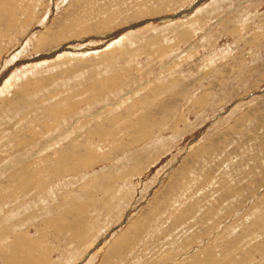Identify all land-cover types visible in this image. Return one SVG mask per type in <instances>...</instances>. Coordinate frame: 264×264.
<instances>
[{
	"label": "rangeland",
	"instance_id": "1",
	"mask_svg": "<svg viewBox=\"0 0 264 264\" xmlns=\"http://www.w3.org/2000/svg\"><path fill=\"white\" fill-rule=\"evenodd\" d=\"M16 245L264 264V0H0V264Z\"/></svg>",
	"mask_w": 264,
	"mask_h": 264
},
{
	"label": "crops",
	"instance_id": "2",
	"mask_svg": "<svg viewBox=\"0 0 264 264\" xmlns=\"http://www.w3.org/2000/svg\"><path fill=\"white\" fill-rule=\"evenodd\" d=\"M32 239H36L35 241H37V243H38V241H40L42 244H43V242L47 243L45 236L42 234L36 235L34 238L30 235L25 236V238H22V241H23V243H25V245H29V244L34 245L33 243L28 242L29 240H32ZM46 246L51 247V245H46ZM38 251H39V249L37 247L27 246V247H25V252H24L25 254L24 255L22 253L17 252V254H12L11 256L15 257L18 264H24L25 262H30L31 264H44V262L40 260L42 254L40 255L38 253ZM50 251H51V249L49 250V252ZM5 252H7V251H5Z\"/></svg>",
	"mask_w": 264,
	"mask_h": 264
},
{
	"label": "bare ground",
	"instance_id": "3",
	"mask_svg": "<svg viewBox=\"0 0 264 264\" xmlns=\"http://www.w3.org/2000/svg\"><path fill=\"white\" fill-rule=\"evenodd\" d=\"M93 29V28H92ZM127 30L125 31H121V32H118L117 34L113 35V36H110L109 38H118L119 36H121L124 32H126ZM120 33V35L117 37V35ZM83 43L87 42V41H82ZM39 43H41V41H39ZM63 50H68L69 52L72 51V49L70 48H67V47H63L62 49H59L58 51L56 52H53V53H50V54H44V55H41L40 57L38 58H35V61H43V60H51V59H54L58 54L62 53ZM94 50V49H93ZM82 51H87L86 49L85 50H82ZM95 51V50H94ZM28 61V60H27ZM22 61H19L18 63L16 64H20ZM29 62V61H28ZM31 63V62H30ZM23 64V63H22ZM17 67V66H16ZM14 69V68H13ZM9 73V72H8ZM5 84V83H4ZM21 242V241H20ZM19 243V242H18ZM23 245V244H22ZM18 246V245H16ZM14 247V246H13ZM20 247V246H18ZM17 248V247H16ZM22 249H24V252H25V247H20ZM14 252V251H13ZM16 254V253H15ZM25 254V253H24ZM29 255V254H28ZM9 259V258H8ZM12 262V261H11ZM18 264V263H17ZM24 264H27V263H24Z\"/></svg>",
	"mask_w": 264,
	"mask_h": 264
},
{
	"label": "water",
	"instance_id": "4",
	"mask_svg": "<svg viewBox=\"0 0 264 264\" xmlns=\"http://www.w3.org/2000/svg\"><path fill=\"white\" fill-rule=\"evenodd\" d=\"M146 24V22H144V23H142V24H139V25H137V26H134L133 28L135 29V28H138V27H140V26H142V25H145ZM33 61H35V58L33 59V60H31V62H33Z\"/></svg>",
	"mask_w": 264,
	"mask_h": 264
}]
</instances>
